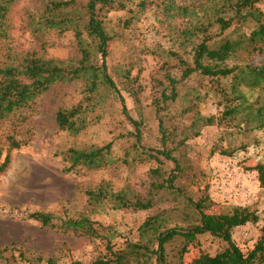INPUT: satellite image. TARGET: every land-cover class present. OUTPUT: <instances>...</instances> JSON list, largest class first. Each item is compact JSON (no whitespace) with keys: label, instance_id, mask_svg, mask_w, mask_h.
<instances>
[{"label":"rangeland","instance_id":"obj_1","mask_svg":"<svg viewBox=\"0 0 264 264\" xmlns=\"http://www.w3.org/2000/svg\"><path fill=\"white\" fill-rule=\"evenodd\" d=\"M84 1V0H81ZM47 0H13L5 26L0 29V65H12L32 54L44 59L75 63L80 57L73 32L43 24ZM217 0H159L139 8L129 2L123 10L107 13V30L113 36L107 56L108 72L123 96L130 117L141 122L144 146L160 148L155 98L167 88L166 73L180 75L178 57L188 56L197 39V21L212 15ZM264 10V3L261 4ZM260 57L254 59L258 64ZM137 91L138 98L131 94ZM255 96L264 100V88ZM82 106L79 130L58 128L59 108ZM222 109L207 78L192 75L180 88L179 97L162 117L177 147L183 172L177 185L197 199L207 194L213 202L209 211L222 213L234 206H247L258 215L255 222L234 227L232 238L243 251L250 250L264 224V186L256 171L264 163V128L243 129L228 125H201L199 116H218ZM199 130L198 135H193ZM134 127L122 113L121 102L105 87L89 92L83 79L57 82L28 106L0 120V164L9 154L7 169L0 173V249L7 247L0 264H86L105 253L107 238H89L42 227L29 215L49 212L60 217L81 214L110 227V242L116 247L126 239L138 240V227L150 215L166 210L168 223H183L188 209L182 199L166 192L156 196L158 203L146 210L114 209L101 203L90 205L85 194L100 181L114 191L146 195L153 179L152 168L169 169L170 160L132 162ZM19 143L13 147L11 142ZM111 142L112 163L99 169L67 170L62 152L68 148H88ZM221 150L232 152L222 153ZM128 158V162H123ZM225 242L209 233L198 236L186 254L187 260L200 251L214 254Z\"/></svg>","mask_w":264,"mask_h":264},{"label":"trees","instance_id":"obj_2","mask_svg":"<svg viewBox=\"0 0 264 264\" xmlns=\"http://www.w3.org/2000/svg\"><path fill=\"white\" fill-rule=\"evenodd\" d=\"M135 0H47L43 24L49 28L71 30L80 57L75 63H64L44 59L32 54L12 65H0V120L16 109L28 106L37 96L57 82L83 79L89 92L105 87L114 93L122 106V113L134 127L130 135L134 138L132 162L165 160L173 162L172 168L160 167L149 170L150 188L146 195H135L126 190L114 191L108 182L100 181L85 191L90 205L107 204L114 209L146 210L158 203L157 195L168 192L182 199L188 209L181 215L183 223H168L166 210H160L147 217L138 227V240L126 239L120 246L112 244L110 227L103 226L87 217H60L49 212H33L29 216L42 227L61 229L89 238H107L105 253L96 256L86 264H264V224L253 247L243 252L232 238L234 227L255 222L258 215L247 206H234L227 212L212 213L207 194L195 199L186 193L177 180L183 172L180 158L175 154L177 147H168L172 135L167 132L162 118L171 103L177 100L180 88L192 75L207 78L210 89L219 100L222 109L218 116H199L201 125L221 124L233 128L263 129L264 100L254 93L264 88V0H217L213 2V13L197 21V39L191 43L187 57H178V77L165 74L167 88H162L154 101V114L158 120L161 147L141 145V122L130 117L116 83L108 72L107 56L113 36L107 30L106 16L112 10H123ZM166 1V0H161ZM215 1V0H214ZM13 0H0V29L5 26L9 5ZM159 0H136L135 5L145 8L158 4ZM260 57L259 63L254 59ZM131 94L138 98L137 91ZM82 106L59 108L55 121L59 129L78 131V118ZM199 130L193 135H198ZM13 147L19 143L12 141ZM112 143L92 145L88 148L71 147L62 152L68 163L67 170L86 168L90 170L105 167L111 160ZM222 153L231 154L227 150ZM123 162L129 163L128 158ZM162 161V160H160ZM10 162L7 154L0 164V173ZM250 169L256 171L259 184L264 186V163L257 162ZM209 233L225 242V246L214 254L200 251L187 260L190 246L199 235ZM0 249V258L4 251ZM49 257L46 264H54ZM6 264H13L7 262ZM18 264V263H14ZM74 264H83L74 262Z\"/></svg>","mask_w":264,"mask_h":264}]
</instances>
